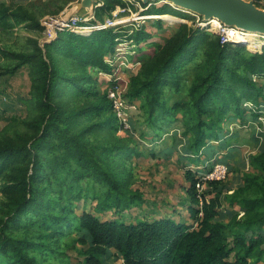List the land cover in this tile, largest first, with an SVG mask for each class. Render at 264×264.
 Here are the masks:
<instances>
[{
	"label": "trees",
	"instance_id": "16d2710c",
	"mask_svg": "<svg viewBox=\"0 0 264 264\" xmlns=\"http://www.w3.org/2000/svg\"><path fill=\"white\" fill-rule=\"evenodd\" d=\"M102 3L94 12L100 21L117 5L128 6L121 0ZM17 9L0 13L3 31L20 22L44 30L32 12L22 13V5ZM147 13L181 16L182 11L164 3ZM144 33L137 32L138 39ZM252 36L250 47L259 49L222 42L219 34L180 23L164 43L139 56L141 66L128 82L125 97L139 100L137 108L145 115L147 131L141 137H160L165 125L181 119L184 144L176 138L175 147L182 144V159L206 163L186 175L193 222L116 217L144 202L143 193L133 188V169L134 157L145 150L117 117L109 97L112 83L102 92L89 72H111L105 56L114 52L113 28L90 35L64 31L44 45L31 37L27 50H3L16 63L0 66V76L27 69L30 89L17 97L28 115L11 117L0 130V264H65L73 255L78 264H112L110 259L122 264L264 263V144L249 156V168L241 170L235 188L200 175L217 162L229 164L234 148L227 139L234 134L225 125L245 117L246 102L254 104L255 118L264 109V87L253 78L264 76V46L257 47L258 36ZM199 50L187 96L170 104L165 87L184 89L181 71ZM152 155L158 154L152 149ZM205 183L208 189L200 191ZM82 199L94 200L96 212L76 210Z\"/></svg>",
	"mask_w": 264,
	"mask_h": 264
},
{
	"label": "rangeland",
	"instance_id": "374dc122",
	"mask_svg": "<svg viewBox=\"0 0 264 264\" xmlns=\"http://www.w3.org/2000/svg\"><path fill=\"white\" fill-rule=\"evenodd\" d=\"M79 1L80 0H0V13L5 12L7 9H10L9 11L12 12L14 9H17L19 5H22L24 7L22 13L26 11L32 12L37 21L41 22L44 26L42 32L30 30L25 22L17 23L13 28H8L5 31L0 27V66L8 63L14 65L16 63L15 60L10 61V59L5 57L3 50L5 52L27 50L31 37L39 39L41 44L53 40L56 36L55 29L58 26L51 28L49 23L53 19L59 18L70 5ZM121 1L130 7L123 9V7L117 5L115 8H121L120 13L115 18L120 19L121 17H125L127 22L118 25V27H114L115 29L113 28L115 30L114 32L117 34L114 52L105 56V61L112 63V70L111 72H105L97 68H89V72L95 75L97 79L98 89L102 92L109 90L112 81L117 79H123L122 82H119H121L123 88H127L130 77L134 75L141 66L139 56L143 52L150 53L153 51L155 44L164 43L167 38L173 35L180 23H188L190 26L193 25L197 28H204L208 32L215 34L220 33L218 30L220 23L214 24L210 21L209 24L203 21L202 18L182 10L181 16L178 14H170L173 16V19L163 18V14L160 17L161 19L143 17L146 16V14L144 15V12H147L146 8L149 9L154 5L159 6L164 4L162 1L152 2L147 6L135 0ZM256 1L261 7H264V0ZM98 2L103 4L102 0ZM60 8L64 9L59 12ZM142 9L146 11H141ZM106 16L107 15H105L104 19L107 20ZM139 16L142 17L138 18ZM87 18L91 19L92 17L88 16ZM158 20L163 21L161 28L156 25ZM143 30H147L150 35L148 36V33H144L140 40L137 37V32ZM246 36L247 41L244 42H246L245 45L247 48L259 49L250 47L252 44L249 40L253 36ZM131 40L134 41L131 42ZM256 40L257 43L255 45L257 47L264 46V37L258 36ZM201 53L202 51L199 50L194 59L181 71V82L184 89L177 91L176 88L170 86L165 87V98L170 104L187 96L186 88L195 77L196 69H194V67L200 59ZM60 59L59 61H63V59ZM1 69L2 68H0V71ZM253 78L259 85L261 84L264 87V76L254 74ZM29 89L30 78L27 69H23L15 75L7 74L0 76V130L7 126L11 117L18 116L24 118L28 115V111L24 109V105L19 102L17 97L19 95H26ZM139 103V100H137L134 104L138 107ZM246 104H248L250 109L247 110L245 117L242 119L233 118L225 125V127L231 131V134H234L227 139V142L234 148L232 151L233 153L227 158L230 165L228 164V166L226 163L217 162L212 167H209V169L212 168L210 171L209 169L200 171L202 179H217V177H211L212 175L216 176V172L222 167L225 169V173L221 172L222 175L219 179L224 180V185L226 187L235 188L241 183V170L245 167L246 170L249 168V156L261 150L264 144V135H262L264 133V109H262L259 116L255 118L252 114L254 104L250 101H247ZM132 116L134 122L130 125V130L133 134L129 132L131 134V140L134 142L138 141L139 143L142 142L141 145H139L140 149L145 150L143 156L134 157L136 163L133 169V188H137L143 193L144 202L141 205L132 206L131 210L125 212L123 216L117 214L116 217L123 222L136 221L138 218L155 220L169 217L179 219L180 221L187 220L188 222H193V220L189 219V212L187 210L191 199L186 191V186L190 184L186 175L189 170H202V167H204L206 163H194L190 162L189 159H182L181 152H178V150H181L182 144L178 149L175 147L176 138L180 139L182 143L184 142V127L181 123V119L169 125H165V130L160 137L144 139V137H141L142 131H147L146 124L144 123V113L137 108L132 111ZM177 116L180 118L181 113H178ZM121 134L125 135L126 132L122 131ZM214 142H218V140ZM152 149L156 151L158 154L157 156L152 155ZM167 149L172 152L169 151L171 152L169 155H163L162 152ZM219 152L228 154V151L223 148H220ZM245 161L246 164H243ZM230 166L232 169L229 171ZM206 189H208L206 183L202 184L200 191ZM95 204L96 202L92 199H82L76 201L75 208L80 212L85 210L95 213ZM109 216L113 217L114 215H111L109 212ZM71 238L75 239L76 236L74 235ZM69 252L71 255L75 254L74 251L70 250ZM75 259V255H73V258L65 262V264H78ZM108 262L112 264H122V260L113 262L112 259H110ZM258 264L264 263L260 262Z\"/></svg>",
	"mask_w": 264,
	"mask_h": 264
},
{
	"label": "water",
	"instance_id": "95a60500",
	"mask_svg": "<svg viewBox=\"0 0 264 264\" xmlns=\"http://www.w3.org/2000/svg\"><path fill=\"white\" fill-rule=\"evenodd\" d=\"M144 4L162 1L178 10L191 13L204 21L217 19L222 24L242 31L257 32L264 36V7L256 0H139ZM98 0H80L70 5L65 16L92 15ZM84 12V13H83ZM238 43V42H237ZM239 44H246L239 42Z\"/></svg>",
	"mask_w": 264,
	"mask_h": 264
},
{
	"label": "built area",
	"instance_id": "2783aa9c",
	"mask_svg": "<svg viewBox=\"0 0 264 264\" xmlns=\"http://www.w3.org/2000/svg\"><path fill=\"white\" fill-rule=\"evenodd\" d=\"M135 1L141 2L139 0H135ZM96 5L98 7V6H101L102 4L100 2H98ZM127 7H130V6H127ZM126 8L123 7V9H126ZM146 9L148 10V8H146ZM66 11L63 12V14L59 18H55L49 23L51 28L58 26L55 29V35L56 36H55V38H53V40L58 38L59 34L61 32H64V31H73V32H76V33H79L82 35H90L92 32H94L96 30H103V29L118 27V25L124 24L127 22V19L125 17H121L120 19L115 18L121 11L120 7L118 9L112 10L111 14L109 16H106L107 20L105 19L103 21L96 19L94 13L92 15H89L92 18L88 19L87 18L88 16H86V17H81L79 15L65 16ZM141 11H146V10L142 9ZM145 14H146V16H143V17H147V18H151V19H161L160 14H153V13L144 12V15ZM55 16H57V15H55ZM141 17L142 16H139L138 18H141ZM92 20L94 22H92ZM210 21L211 20L206 21V22L210 24ZM218 30L220 32L219 35L221 36L222 42H238L239 43V42H244L247 38L246 35H243V36H240L241 38L233 39V37L230 35V33L233 32V30H237V28L226 26V25L222 24L221 22H220V27L218 28ZM238 31H242V30L238 29ZM52 37H54V36H52ZM262 37H264V36H262ZM50 41H52V40H50ZM50 41H46V42L42 43V45H44L45 43L50 42ZM133 41L134 40H131V42H133ZM107 63H109V62H107ZM109 64L112 65V63H109ZM122 80L123 79H117V80L112 81L113 86H111V88L109 90V97L113 101L114 110H115L117 117L119 118L121 124L124 126L125 129L126 128L129 129L130 128L129 119L132 116V111L137 109V106L134 103L129 102V100L125 97V92H126L127 88L126 87L123 88L121 86ZM119 81H121V82H119ZM221 172L225 173V169L222 167H220L219 170L216 172V176L212 175L211 178L217 177V179H219V177L222 175Z\"/></svg>",
	"mask_w": 264,
	"mask_h": 264
},
{
	"label": "bare ground",
	"instance_id": "6f19581e",
	"mask_svg": "<svg viewBox=\"0 0 264 264\" xmlns=\"http://www.w3.org/2000/svg\"><path fill=\"white\" fill-rule=\"evenodd\" d=\"M163 18L173 19V16L170 15V14L169 15H163ZM211 23L219 24L220 22L217 19H212ZM246 33L249 34V35L255 34V36H261L262 37V35L257 33V32L238 31V29L237 30H233V32H231L230 35L233 37V39H237V38H241L240 36H243ZM245 41H247V40H245Z\"/></svg>",
	"mask_w": 264,
	"mask_h": 264
}]
</instances>
